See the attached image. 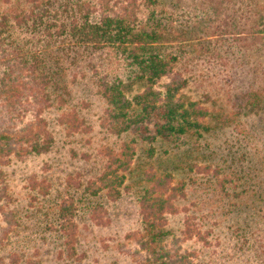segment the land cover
Wrapping results in <instances>:
<instances>
[{"label": "trees", "instance_id": "16d2710c", "mask_svg": "<svg viewBox=\"0 0 264 264\" xmlns=\"http://www.w3.org/2000/svg\"><path fill=\"white\" fill-rule=\"evenodd\" d=\"M237 2L247 4L0 0V264H35V243L50 245L55 264H80L79 222L128 192L138 226L122 252L134 264H264V151L225 106L190 93L213 77L197 64L221 58L229 71L264 48L246 52L211 31ZM79 78L102 104L87 175L30 173L16 200L15 162L81 143L88 99L71 88Z\"/></svg>", "mask_w": 264, "mask_h": 264}, {"label": "rangeland", "instance_id": "374dc122", "mask_svg": "<svg viewBox=\"0 0 264 264\" xmlns=\"http://www.w3.org/2000/svg\"><path fill=\"white\" fill-rule=\"evenodd\" d=\"M244 2L247 3L246 6L241 2H237L236 9L232 11V14L216 20L213 27H211V31L220 35L218 37L229 38L233 44L235 43L236 47L243 46L248 52L264 41V0H244ZM238 3L240 4L237 7ZM104 53L98 55L95 60L101 62ZM241 56L243 55L241 54ZM254 57L253 61L242 64V67L235 65L232 70L230 67L229 71L221 58L217 59L219 63L223 62L221 66L209 63L205 66L197 64V71L202 68L203 71H199L204 73L202 75L213 72V77L211 79H197V83L192 86L190 93L193 98L205 99L209 104L215 101L225 106L226 112H228L226 117H234L242 129L250 130L249 143L256 150V154L259 155L264 151V48L259 50ZM214 72H219L220 75L225 76L220 81L219 76ZM229 75L232 76L231 79ZM71 88L76 94H83L88 99L87 104L84 103L87 107L82 109V114L86 120L84 124L87 125L84 126V130L89 131L83 133L81 143L69 144L62 150L55 149L46 156L27 158L15 162L13 164L12 184L19 195L16 200L23 199L24 189L19 187L20 180L30 173L47 172L59 175L62 173L61 171L74 172V174H79L80 178L87 175L86 172L89 170L92 160L91 154L98 151L96 148L97 143L102 141V137L97 134L100 126H98V119H96L101 112V98L95 93L93 86L91 88L89 83L84 84L81 78L74 79ZM259 106L261 109H259ZM253 123L258 124L259 130L262 129L259 135L255 133ZM54 128L57 132H60L57 126ZM230 129V126H226L220 132V135L229 134ZM83 143L87 149L83 147ZM45 160L51 163L48 171L45 170L47 167H41ZM179 171L175 169L174 172ZM174 175L177 178L183 176L179 173ZM135 177V184H138V173ZM188 199V202H190L193 197L189 196ZM103 213H100L98 218L97 215L93 214L88 221L81 220L79 222L77 246L81 260L80 264H134L129 256L122 252V249H124L123 243L131 239V234L128 236L127 234L134 231L138 226L137 212L131 192L122 196L117 202L108 203L107 209ZM101 215L103 216L101 217ZM178 217V215H172L169 218L170 229L173 231L179 230ZM32 225L31 221L26 224L27 228H31ZM35 244H37L36 250L39 251L32 258L35 264L56 263L55 252L49 249L50 245L46 243ZM27 264L29 263L27 262Z\"/></svg>", "mask_w": 264, "mask_h": 264}]
</instances>
